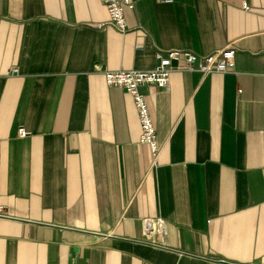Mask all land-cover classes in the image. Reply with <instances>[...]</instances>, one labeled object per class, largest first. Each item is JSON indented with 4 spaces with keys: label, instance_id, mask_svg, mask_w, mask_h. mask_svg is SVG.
<instances>
[{
    "label": "crops",
    "instance_id": "0c3cea01",
    "mask_svg": "<svg viewBox=\"0 0 264 264\" xmlns=\"http://www.w3.org/2000/svg\"><path fill=\"white\" fill-rule=\"evenodd\" d=\"M124 16L120 34L101 0H0V264H264V0H134ZM230 46L223 74L141 86L153 163L102 73ZM146 219L164 244L144 242Z\"/></svg>",
    "mask_w": 264,
    "mask_h": 264
},
{
    "label": "built area",
    "instance_id": "2783aa9c",
    "mask_svg": "<svg viewBox=\"0 0 264 264\" xmlns=\"http://www.w3.org/2000/svg\"><path fill=\"white\" fill-rule=\"evenodd\" d=\"M108 13L107 25L120 34L127 30L125 20V10L134 8V0H101ZM170 3L172 0H159ZM247 9L246 4H243ZM235 49L230 46L217 50L210 54L197 55L192 52L180 49L157 50L155 53L156 65L149 70H114L102 73L104 81L108 87H117L125 90L132 98L134 108L140 126L139 143L145 145L151 155L153 163L156 162L159 153V147L156 138V129L151 118L146 98L140 91L141 86L150 85L164 90L169 88L170 74L175 71L197 72L202 76L212 73L223 74L234 66ZM176 64V66H174ZM17 69L11 68L7 75L17 74ZM28 133L20 128L18 136L23 138ZM1 211V208H0ZM157 232L164 242L165 230L163 220L143 221V233L145 239L149 240Z\"/></svg>",
    "mask_w": 264,
    "mask_h": 264
},
{
    "label": "rangeland",
    "instance_id": "374dc122",
    "mask_svg": "<svg viewBox=\"0 0 264 264\" xmlns=\"http://www.w3.org/2000/svg\"><path fill=\"white\" fill-rule=\"evenodd\" d=\"M100 26H102V25H100ZM154 68V67H153ZM107 71H109V70H107ZM112 71H114V70H112ZM105 72V71H104ZM169 80H170V78H169ZM144 86V85H143ZM146 86H150V85H146ZM111 88H117V87H111ZM121 89V88H120ZM161 89V88H160ZM123 90V89H122ZM164 90V89H163ZM125 91V90H124ZM141 91V90H140ZM126 92V91H125ZM127 93V92H126ZM144 95V94H143ZM145 96V95H144ZM20 129V128H19ZM18 129V130H19ZM24 129V128H23ZM25 130V129H24ZM26 131V130H25ZM27 132V131H26ZM28 133V132H27ZM17 134H18V132H17ZM21 138V137H20ZM23 138H25V137H23ZM156 239H157V241H161V239L159 238V237H156ZM150 242L151 241V239H149V240H147V239H144V242ZM164 244V243H163ZM162 245V244H161ZM160 246V245H159Z\"/></svg>",
    "mask_w": 264,
    "mask_h": 264
},
{
    "label": "water",
    "instance_id": "95a60500",
    "mask_svg": "<svg viewBox=\"0 0 264 264\" xmlns=\"http://www.w3.org/2000/svg\"><path fill=\"white\" fill-rule=\"evenodd\" d=\"M215 262L218 263V264H232V263H229V262H226V261H223V260H217Z\"/></svg>",
    "mask_w": 264,
    "mask_h": 264
}]
</instances>
